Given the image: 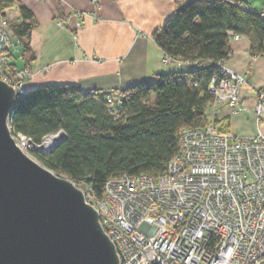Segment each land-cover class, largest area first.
Returning a JSON list of instances; mask_svg holds the SVG:
<instances>
[{
	"label": "trees",
	"instance_id": "1",
	"mask_svg": "<svg viewBox=\"0 0 264 264\" xmlns=\"http://www.w3.org/2000/svg\"><path fill=\"white\" fill-rule=\"evenodd\" d=\"M16 1L0 0V15ZM238 1L191 0L152 32L168 59L196 64L191 70L159 73L151 81L110 92L84 91L69 83L41 85L23 93L10 119L12 129L37 144L63 131L50 152L33 155L77 186H91L98 198L113 177L163 176L179 151L184 128L217 124L229 130V118L211 116L208 110L215 101L210 84L220 73L217 63L230 57L231 38L248 37L253 55L264 56V16ZM19 12L21 20L10 24L29 65L35 56L36 19L25 5H19ZM112 94L122 97L110 102Z\"/></svg>",
	"mask_w": 264,
	"mask_h": 264
},
{
	"label": "built area",
	"instance_id": "2",
	"mask_svg": "<svg viewBox=\"0 0 264 264\" xmlns=\"http://www.w3.org/2000/svg\"><path fill=\"white\" fill-rule=\"evenodd\" d=\"M93 3L98 5L97 0ZM246 7V3L238 1ZM264 16V6L261 10ZM79 17L84 13L78 12ZM95 19L100 16L95 14ZM58 24L66 26L59 20ZM82 23L77 22V28ZM10 20L0 15V80L16 92L34 77L31 68H13ZM217 63L210 90L215 101L231 115L244 109L240 92L243 74ZM121 94H112L110 102ZM256 112H264V86L256 90ZM9 128L17 146L26 153L51 151L56 134L41 144ZM52 138L50 142L47 139ZM46 142V146H43ZM87 203L98 212L100 224L114 243L120 264H264V133L241 137L210 124L186 127L178 153L158 178L124 174L105 185L98 198L91 186L82 187Z\"/></svg>",
	"mask_w": 264,
	"mask_h": 264
},
{
	"label": "crops",
	"instance_id": "3",
	"mask_svg": "<svg viewBox=\"0 0 264 264\" xmlns=\"http://www.w3.org/2000/svg\"><path fill=\"white\" fill-rule=\"evenodd\" d=\"M17 0L5 16L20 21L19 5L32 10L36 26L31 47L34 59L26 65L23 46L13 36L11 61L17 68H31L34 77L25 91L45 84L69 83L84 91L104 92L151 81L159 73L191 70L196 64L168 59L152 32L191 0ZM261 12L264 0H240ZM78 12L84 13L79 17ZM100 20L95 19V14ZM59 20L66 26L58 24ZM81 22V28H77ZM231 54L225 61L243 74L240 95L244 109L231 115L230 108H210L211 116L229 118V130L236 136L264 133V112H256V90L264 86V56H255L248 37H232Z\"/></svg>",
	"mask_w": 264,
	"mask_h": 264
},
{
	"label": "water",
	"instance_id": "4",
	"mask_svg": "<svg viewBox=\"0 0 264 264\" xmlns=\"http://www.w3.org/2000/svg\"><path fill=\"white\" fill-rule=\"evenodd\" d=\"M15 98L0 80V264H120L82 190L17 146ZM56 135L51 150L65 133Z\"/></svg>",
	"mask_w": 264,
	"mask_h": 264
},
{
	"label": "bare ground",
	"instance_id": "5",
	"mask_svg": "<svg viewBox=\"0 0 264 264\" xmlns=\"http://www.w3.org/2000/svg\"><path fill=\"white\" fill-rule=\"evenodd\" d=\"M51 139L52 138H49V139H47V142H50L51 141ZM15 140V139H14ZM15 142L17 143V141L15 140ZM19 147V146H18ZM25 154H27L26 153V151L22 148V147H19ZM28 156H30L29 154H27ZM31 157V156H30ZM32 158V157H31ZM32 159H34L35 161H39L36 157H34V158H32ZM38 163H40V164H42L40 161L38 162ZM43 165V164H42ZM71 180V179H70ZM72 181V180H71ZM73 182V181H72ZM74 183V182H73ZM75 184V183H74ZM75 186H77L76 184H75ZM78 187V186H77ZM83 192V191H82ZM87 202V201H86Z\"/></svg>",
	"mask_w": 264,
	"mask_h": 264
},
{
	"label": "rangeland",
	"instance_id": "6",
	"mask_svg": "<svg viewBox=\"0 0 264 264\" xmlns=\"http://www.w3.org/2000/svg\"><path fill=\"white\" fill-rule=\"evenodd\" d=\"M10 22H11V21H10ZM209 111H210V108H209L208 112H209ZM43 146H46V142H44ZM33 152H40V151H33ZM33 152H31V150H30V151H28L27 154H29L32 158H34L35 156L33 155ZM41 153H42V152H41ZM37 162H39V161H37ZM78 188L81 189L82 187H79V186H78Z\"/></svg>",
	"mask_w": 264,
	"mask_h": 264
}]
</instances>
